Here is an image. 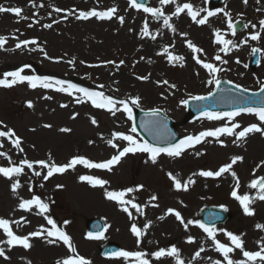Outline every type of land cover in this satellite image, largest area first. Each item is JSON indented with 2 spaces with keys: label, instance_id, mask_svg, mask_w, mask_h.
<instances>
[{
  "label": "rangeland",
  "instance_id": "rangeland-1",
  "mask_svg": "<svg viewBox=\"0 0 264 264\" xmlns=\"http://www.w3.org/2000/svg\"><path fill=\"white\" fill-rule=\"evenodd\" d=\"M184 4L192 5L193 11L199 13L197 20L207 17L206 23L195 22L187 9L177 15V7ZM0 6L22 9L20 17L11 12L0 13V36L6 38L0 48V80L12 84L0 86V132L12 134L0 136V153H3L0 167L23 168L22 174L12 179L0 175V219L9 221L11 231L28 237L31 244L29 249L17 246V250H11L9 238L0 229V249L9 257H0V264H57L77 255L90 264H138L132 257H100L102 247L111 243L118 245L121 252L144 253L143 258L149 264H177V259L183 264L216 261L227 264L212 238L196 223L185 228L169 209L179 212L185 223L199 222L200 212L206 207L227 209L230 218L226 225L215 229V240L233 248L229 258L234 261L245 258L228 239V232L241 238L246 251L264 248V200L258 198L259 187L249 186L253 180L264 177V135L252 132L243 139L236 138L252 124L264 128V122L256 115L224 116L220 120L203 116L189 121L185 106V101L193 96L213 93L216 85L208 81L214 78L255 94L264 87V28L259 23L264 20V0H247V3L223 0L219 7H212L209 0H172L167 4L149 0L148 7L163 13L159 17L133 8L130 0H0ZM112 8L116 12L110 19L79 18L80 12H106ZM210 12L214 14L209 16ZM164 17L170 18L172 28L164 24ZM229 20L235 34L228 27ZM145 25L148 35H144ZM217 31L223 39L232 42L227 51L216 42ZM257 33L259 39L251 40V35ZM25 40L36 43L22 44L17 49L16 44ZM188 42L201 51L194 53ZM253 48L258 49L261 57L255 70L250 67ZM169 55L184 59L169 61ZM197 59L221 71L209 74ZM13 72L47 80L50 86L38 83L32 88L27 81L12 83L14 78L8 74ZM57 79L102 92L117 101L115 109L119 110L114 109L113 114L106 108H97L84 94L68 88L57 91L60 87ZM135 97L140 98L139 106L131 104ZM120 101L128 104L132 117L135 109L164 112L175 122L182 140L198 136L202 131L231 128L233 124L240 127L233 135L202 138L192 148L184 149L179 157L164 155L155 164L146 154L128 153L110 171L77 164L44 179L48 168L39 161L49 166L66 165L73 158L104 163L128 146L127 141L114 134L131 135L138 143L142 142L131 131L133 119H128ZM29 103L32 107H28ZM17 139L19 147L15 144ZM109 141L117 147H112ZM236 156L243 158L231 169L238 177V186L231 172L219 177L199 175L202 171H218ZM24 161L33 167L27 168ZM169 173L181 183V189H176ZM83 176L106 183L103 187L93 186L81 180ZM17 180L20 187L14 194L11 185ZM189 180L194 183H188ZM234 190L238 195L252 198L249 207L253 215L244 214L239 201L231 195ZM107 192H124L123 199L128 203L107 199ZM153 196L157 199L153 200ZM33 197L47 204L48 211L41 214L35 206L30 210L19 208L22 201ZM132 204L138 205L139 210ZM92 219L104 223L101 239L88 238L86 223ZM48 220L70 237L75 253L62 241L48 243L54 239L47 236V231L52 230ZM133 226L143 233L139 239L131 231ZM38 231L40 236L31 235ZM189 237L194 242L188 243ZM173 247L178 250V257L157 259L154 255Z\"/></svg>",
  "mask_w": 264,
  "mask_h": 264
},
{
  "label": "snow or ice",
  "instance_id": "snow-or-ice-1",
  "mask_svg": "<svg viewBox=\"0 0 264 264\" xmlns=\"http://www.w3.org/2000/svg\"><path fill=\"white\" fill-rule=\"evenodd\" d=\"M160 2H161V4H167V3L172 2V0H160ZM130 3H131V6L133 8H140L141 7V5L137 4L135 2V0H130ZM244 3H247V0H244ZM185 9L188 10V15L191 16L192 19L195 22H197L198 24L206 23L207 17L197 20V16L199 15V13L196 11H193L192 5H190V4H184L182 7H177L176 14L178 15L180 12H183ZM57 11H60V10L57 9ZM143 11L150 13L154 17H159V16L163 15V13L160 11V9H156V8L145 7V8H143ZM4 12H11L17 17H20L22 15V9L19 7L8 9V8H4L3 6H0V13H4ZM115 12H116L115 8H112L106 12H97V11L80 12L79 18L88 19L90 17H97L100 19H110L112 17L113 13H115ZM213 14L214 13L210 12L208 15L211 16ZM169 19H170L169 17H164V24L167 27L172 28V25L169 24ZM121 22H123V18H121ZM259 23H260L261 28H264V20H261ZM46 27H51V25H46ZM228 27L230 29H233V34H235L234 25L232 24L231 20H229ZM253 27H255V25H253ZM144 35H148L147 25H145ZM215 35H216V42L218 44H223L224 45L223 50L227 51L228 46L230 44H232V42L230 40L223 39L218 31L215 33ZM250 39L251 40H258L259 34L257 33V34L251 35ZM5 43H6V38L0 36V48H2ZM29 43L35 44L36 41L35 40H32V41L25 40L21 43H17L16 48L19 49L22 47V44L24 46H26ZM188 47L190 49H192V51L194 53L201 51V49L194 46L191 42H188ZM257 51H258V49H255V48L252 49L253 53H256ZM168 59H169V61H182L184 58L179 57V56L169 55ZM215 59L220 60V57L216 56ZM109 63H114V62H109ZM121 63H123V62H121ZM197 63H202V61L197 59ZM224 63H227V61H224ZM202 66H203V68L208 70L209 74H215V73L221 71V69L215 67L211 63H202ZM8 75L12 76L14 78L12 83H18V82L23 83V82L27 81V83L32 88L37 87L38 83L41 84L43 87H49L50 86V82L47 80L41 81L39 77L22 76L20 74V72L9 73ZM141 79H147V78L142 77ZM163 83L167 84L168 82L164 81ZM208 83L209 84L215 83L216 87H219L221 82L219 79L214 78L213 80H209ZM56 84L60 85V87H58L56 89L57 91H60V92L66 91L65 87L63 86L64 81L58 80V81H56ZM0 86L11 87L12 84L8 83L7 80H0ZM68 89L83 93L84 96L91 99V101L95 107L106 108L109 112H113V114H114V109H115V105H116L117 101H114L112 98L105 97L102 92H90L87 89L77 88L75 85H71V84L68 85ZM260 91L262 93H264V87H262L260 89ZM69 95H71V92H69ZM205 99H207V97H201V96H193L192 97L193 101H202ZM119 103L123 104V106H124L123 110L128 114V119H131L132 118V111H131V108L128 107V104L124 101H120ZM139 103H140L139 97H135V98L131 99V104L139 106ZM185 103H187V101H185ZM28 107H32L31 103H29ZM115 110H119V109H115ZM245 111H247L249 113L255 112V115L258 116L259 120L261 122H264V108H260V109L248 108ZM157 114H158V110H153L152 112L149 113V115H151V116H155ZM203 114L209 120H220V119H223L224 116H228L229 118H233L234 116L238 115L239 113L204 112ZM92 123L95 124L96 121L92 120ZM45 127H50V126L45 125ZM239 127H240L239 124H233L231 128L222 127V128L216 129L215 131H202L199 133L198 136H195V137L188 136V137H186V139L181 140L179 144H176L170 148L153 147L146 142L141 144V143H138L131 135H123V134L116 133V134H114V136H116L118 139L127 141L128 146L124 147L122 151H118V154L114 155L110 160H108L104 163H92V162H89L88 160H86L84 158H73L68 164L63 165V166H57L54 163L49 166L48 164H45L43 161H39L38 163L42 167L48 168L47 175L44 177V179H48L54 173H63L68 168H72L77 164H83L85 167H88V168H100V169H107L110 171L112 166L119 163L120 159L128 153H136V152L149 153L152 163L155 164L157 162V157L161 153H166L169 157H174V158L179 157L181 155L182 151L184 150V148L191 147L194 143H200L202 138L218 137L221 134L233 135L234 130L236 128H239ZM61 131H69V130L68 129H61ZM131 131L133 133L136 132V128L133 126L131 128ZM252 132H257V133H261L262 135H264V128H261L255 124H252L251 126L246 127L242 131H240L237 134L236 138L238 140L243 139L249 133H252ZM5 135H12V134L11 133L6 134L4 132H0V136H5ZM15 144L17 147H19V144H20L19 139H17L15 141ZM109 144L114 148L117 147V145L113 144L112 141H109ZM0 155H3V153H0ZM242 160H243L242 157H239V156L233 157L231 159V163H228V164L220 167L218 171H216V172L202 171L199 173V175L203 176V177H219L223 173L231 172V175L233 176V178L237 180V186H238V183H239L238 177L236 176V173L234 171H231V169H232V166L237 163V161H242ZM24 164L29 169H31L33 167V164L29 163L27 161H24ZM22 172H23V168H21V167H0V175H3L4 177H6L8 179H12L13 176H19L22 174ZM34 174L37 176L41 175L40 172H35ZM169 177H170V179L174 180V184H175L176 189H178V190L181 189V187H182L181 183L178 180H175V178H173L171 176V173H169ZM81 180L88 181L91 185L100 186V187H103V185L106 183V181H103L100 179H94L93 177H89V176H83V177H81ZM188 183H194V181L189 180ZM249 186L253 189H256L259 187L258 198L260 200H264V177L253 180ZM19 187H20V182L17 180L16 182H14L11 185L12 192L15 194ZM184 190H187V185H184ZM128 191H132V189H129ZM124 195H125L124 192H107L106 193L107 199L117 201L120 204H127L128 201H125L123 199ZM231 195L234 199L239 201L241 207L243 208L245 215L251 216L254 214V212L249 207L250 203H252V198H250L248 195H238L235 190L231 193ZM152 199L155 200V199H157V197L153 196ZM33 206H35L41 214L48 211V205L43 203L39 197H33L32 199L27 200V201H22L19 204V208L24 209V210H30ZM132 207L139 210V206L136 204H132ZM123 210L125 212L128 211L127 208H124ZM226 210L227 209H225V211ZM169 212L171 214H174L176 219L178 221H180V223L183 224L185 228H187L189 224L196 223L197 226L199 228H201L207 234V236L209 238H212L213 242L215 243L216 250L223 255L224 260L227 262V264H248V262H255L257 260H259L261 262V264H264V248H262L260 251H256V252L246 251V250H244L243 242H242L241 238L237 235H233L232 233L228 232V233H226V235L228 236V239L232 242V244L235 246L236 249L241 250L243 257L245 258L244 260L234 261V260L229 258V254L233 251V248L225 246L224 244H221L215 240V229L214 228L208 227L202 223L194 222L191 220H189L187 223H185L179 212H175L172 209H169ZM48 223L52 225V230L47 231V236L48 237H54V239L49 240L48 243H56L57 241H62L64 245H67L69 247V250L71 252L75 253V249L71 246L70 237L65 232H63L59 228H57L53 221L48 220ZM258 227H260V226L258 225ZM0 229H3L4 233L9 238L7 240L8 245H22L23 248H25V249L31 248V244L29 243V238L28 237H20V236L15 235L9 227V221H7L5 219H0ZM131 231H132L133 235H135L138 239H139V237H141L143 235L141 230L138 229L136 226H133ZM31 235L32 236H40L41 232H39V231L33 232V233H31ZM88 238L89 239H101L102 233H97L96 235L89 233ZM192 242H194L193 238L189 237L188 243H192ZM202 250L203 249H201V251ZM199 254L200 253L197 252L196 256H199ZM115 255L120 256V257H124V258L132 257L138 262V264H149L148 260L143 258L144 253H142V252L122 251V252L116 253ZM154 255L157 259H159L162 256L178 257L179 253H178V250L175 247H173L169 251H165V250L161 249V250L155 252ZM0 257H3L4 259L9 258L8 256L5 255V252L3 249H0ZM57 264H90V261H88L85 258L77 255V256H75V258L64 259L62 262L58 261ZM177 264H183V262L181 260L177 259ZM215 264H221V262L216 261Z\"/></svg>",
  "mask_w": 264,
  "mask_h": 264
},
{
  "label": "water",
  "instance_id": "water-1",
  "mask_svg": "<svg viewBox=\"0 0 264 264\" xmlns=\"http://www.w3.org/2000/svg\"><path fill=\"white\" fill-rule=\"evenodd\" d=\"M159 120H161L164 124H165V126H167V127H169V125H171V123H170V121H167L166 119H161V118H159ZM170 134H171V131H170ZM148 138V137H147ZM150 139V138H149ZM152 142H154V140L153 139H150ZM207 216L208 217H211L212 218V222H209V223H215V221H214V218L212 217V216H216L217 214L215 213V212H217V213H219L218 211H216V210H207ZM220 214V213H219ZM204 215H205V212L203 213V217H204ZM218 219V218H217ZM216 219V220H217ZM95 227L96 228H98V225H96L95 224Z\"/></svg>",
  "mask_w": 264,
  "mask_h": 264
}]
</instances>
